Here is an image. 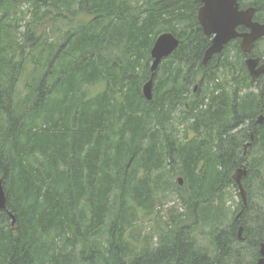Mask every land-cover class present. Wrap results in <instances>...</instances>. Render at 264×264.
<instances>
[{"label": "trees", "instance_id": "trees-1", "mask_svg": "<svg viewBox=\"0 0 264 264\" xmlns=\"http://www.w3.org/2000/svg\"><path fill=\"white\" fill-rule=\"evenodd\" d=\"M239 1L264 22V0ZM201 5L0 0V179L9 210L0 211V264H232L247 251L251 264L259 260L264 215L257 226L244 215L264 174V122L256 123L264 76L251 78L240 39L202 63L211 36ZM163 32L180 44L155 71L149 101L143 85ZM99 83L104 90L90 95ZM242 164L248 203L222 227L223 188L237 186ZM144 218L152 224L138 230Z\"/></svg>", "mask_w": 264, "mask_h": 264}, {"label": "water", "instance_id": "water-1", "mask_svg": "<svg viewBox=\"0 0 264 264\" xmlns=\"http://www.w3.org/2000/svg\"><path fill=\"white\" fill-rule=\"evenodd\" d=\"M202 5L198 10V20L205 35L211 36V44L206 49L202 63L207 64L213 56L221 53L224 48L233 40L240 39L238 42L241 51L246 54V68L252 79H258L264 76V58L258 55H252L256 42L264 38V22L255 20V7H241L239 0H200ZM244 28L245 30H241ZM180 39L172 32H163L155 39L151 48V78L143 85V95L147 100L153 98V84L155 71L161 65L163 60L169 57L179 46ZM256 123L264 122V114L258 116ZM253 139V135L251 136ZM252 142L248 141L244 146L245 151ZM245 164L233 174V180L239 188V193L243 201V209L237 214L241 216L248 203V194L243 184V178L248 174V168ZM180 185L183 184V178L179 177ZM7 209V196L3 180L0 179V211ZM9 211V210H8ZM15 223V215L9 212ZM243 226L239 228V237L243 231ZM260 257L255 264H264V242L260 246Z\"/></svg>", "mask_w": 264, "mask_h": 264}, {"label": "rangeland", "instance_id": "rangeland-1", "mask_svg": "<svg viewBox=\"0 0 264 264\" xmlns=\"http://www.w3.org/2000/svg\"><path fill=\"white\" fill-rule=\"evenodd\" d=\"M244 2L246 4H248L250 2V0H244ZM46 26L47 27L49 26V22L46 24ZM56 32H57V36H56V38H57L61 34V32H59V31H56ZM255 51L257 54H259L261 51H264V41L258 42L257 47L255 48ZM27 79H28V76L23 75L22 78L20 79L18 86H17L18 90L22 94L26 91L25 90V83H26ZM104 88H105V85L103 83H99L97 85L90 86L88 88V92L90 95H95V94L103 91ZM200 89H201L200 92H202L203 90L206 89V86H201ZM263 177H264V174L262 175V177H260L261 182H264V180L262 179ZM261 182H258V181L252 182L253 183V189L251 190L252 195L250 196V199H249L250 200L249 201L250 202L249 203L250 208L246 211V213L244 215L245 216V219H244L245 223L248 226H250V225L257 226V225H259L260 221L263 219V216H261V215H264V183L261 184ZM260 185H262L263 188H261ZM223 191H225L226 209H228V210H227V218L225 220L226 224H223L222 227L231 224V222H232L231 220L233 219V217H235V215L238 214L240 211L239 207H241L240 203L242 200L241 195L238 192L239 191L238 186L231 185L230 187H224ZM217 192H219L218 189H217ZM217 192L215 193L216 195L218 194ZM214 199L217 200L218 197L215 196ZM217 203L218 202L216 201V204ZM181 206H182V204H181ZM141 222H142V224L138 229L141 231H143L145 228H147L149 225L152 224V221L146 220V218L142 219ZM204 230L205 231L207 230L209 232L210 227L206 226V228H204ZM205 243L207 246L210 245L209 241H206ZM234 261L235 262L232 264H251L252 260H251V257L249 256L248 251H247V253H244L243 256L235 258Z\"/></svg>", "mask_w": 264, "mask_h": 264}, {"label": "bare ground", "instance_id": "bare-ground-1", "mask_svg": "<svg viewBox=\"0 0 264 264\" xmlns=\"http://www.w3.org/2000/svg\"><path fill=\"white\" fill-rule=\"evenodd\" d=\"M254 80V79H253Z\"/></svg>", "mask_w": 264, "mask_h": 264}]
</instances>
